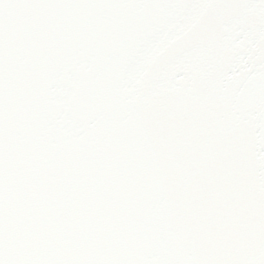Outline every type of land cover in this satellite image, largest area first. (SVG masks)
<instances>
[{
  "label": "snow or ice",
  "instance_id": "snow-or-ice-1",
  "mask_svg": "<svg viewBox=\"0 0 264 264\" xmlns=\"http://www.w3.org/2000/svg\"><path fill=\"white\" fill-rule=\"evenodd\" d=\"M0 264H264V0H0Z\"/></svg>",
  "mask_w": 264,
  "mask_h": 264
}]
</instances>
